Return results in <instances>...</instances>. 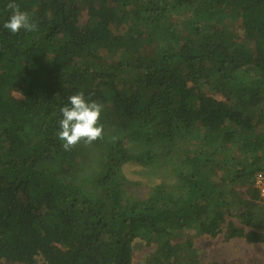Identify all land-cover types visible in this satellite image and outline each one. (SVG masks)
<instances>
[{
    "label": "trees",
    "instance_id": "obj_1",
    "mask_svg": "<svg viewBox=\"0 0 264 264\" xmlns=\"http://www.w3.org/2000/svg\"><path fill=\"white\" fill-rule=\"evenodd\" d=\"M9 2L0 263L132 264L140 245V264H204L200 237L264 244V0H15L38 26L16 34ZM81 90L103 138L65 151ZM128 163L173 181L129 196Z\"/></svg>",
    "mask_w": 264,
    "mask_h": 264
},
{
    "label": "clouds",
    "instance_id": "obj_2",
    "mask_svg": "<svg viewBox=\"0 0 264 264\" xmlns=\"http://www.w3.org/2000/svg\"><path fill=\"white\" fill-rule=\"evenodd\" d=\"M11 10V15L3 27L11 33H19L22 29L28 32L37 30V24L32 15L22 11L15 0H10L6 6ZM69 103L63 106L60 111L62 119L59 120L58 139L62 142L65 151H71L81 142L91 145L93 142L102 139L104 124L102 114L105 106L102 102L91 99V94L86 97L83 90L68 98ZM264 196V192L261 193Z\"/></svg>",
    "mask_w": 264,
    "mask_h": 264
},
{
    "label": "rangeland",
    "instance_id": "obj_3",
    "mask_svg": "<svg viewBox=\"0 0 264 264\" xmlns=\"http://www.w3.org/2000/svg\"><path fill=\"white\" fill-rule=\"evenodd\" d=\"M85 18V17H84ZM83 18V19H84ZM123 173L127 178V195L139 198L145 197L150 188L161 181L172 182L169 174H153L146 168L128 163L123 167ZM195 244L200 249L204 264L210 261H219L223 264H264V244L248 243L245 239L236 238L230 242H224L222 235L213 239L203 236L196 239ZM138 245V244H137ZM152 248L136 246L132 264H140ZM7 264V263H0ZM38 264H44L39 261Z\"/></svg>",
    "mask_w": 264,
    "mask_h": 264
},
{
    "label": "built area",
    "instance_id": "obj_4",
    "mask_svg": "<svg viewBox=\"0 0 264 264\" xmlns=\"http://www.w3.org/2000/svg\"><path fill=\"white\" fill-rule=\"evenodd\" d=\"M254 185L259 192L261 201L264 204V196L261 195V193L264 192V172H258L255 175Z\"/></svg>",
    "mask_w": 264,
    "mask_h": 264
}]
</instances>
